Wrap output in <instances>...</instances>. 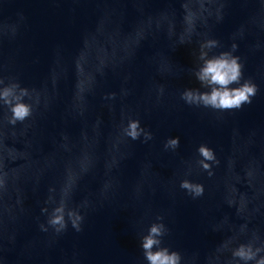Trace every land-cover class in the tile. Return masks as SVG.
<instances>
[{
  "label": "water",
  "instance_id": "obj_1",
  "mask_svg": "<svg viewBox=\"0 0 264 264\" xmlns=\"http://www.w3.org/2000/svg\"><path fill=\"white\" fill-rule=\"evenodd\" d=\"M206 39L219 42L209 56L237 45L241 82L258 89L250 104L181 99L213 87L198 79ZM0 77L38 101L15 125L0 106V264H147L140 238L152 223L181 264H243L239 244L264 248V0H0ZM129 118L152 139L125 137ZM172 137L179 146L165 149ZM200 144L219 161L212 176ZM65 186L81 230L42 231L41 209Z\"/></svg>",
  "mask_w": 264,
  "mask_h": 264
},
{
  "label": "clouds",
  "instance_id": "obj_2",
  "mask_svg": "<svg viewBox=\"0 0 264 264\" xmlns=\"http://www.w3.org/2000/svg\"><path fill=\"white\" fill-rule=\"evenodd\" d=\"M185 9V22L190 26L193 24L195 13L192 12L187 4L182 5ZM23 17H21L22 19ZM219 18V17H218ZM12 35H15V27L12 28ZM219 42L215 39H206L200 43L199 58L203 61V65L199 70L198 79L202 84L211 87L210 92H198L196 90L185 89L180 95L181 99L189 105L203 106L214 110L225 111L240 109L244 104H250L252 97L257 93V86L250 79L242 81V67L240 58L233 55L237 45H231V51H222L218 54L209 56V52L218 47ZM207 49L208 51H203ZM237 85L232 87L231 85ZM114 93H110L108 98L114 97ZM33 101L32 103L26 102ZM34 100L33 91L26 87H22L20 83L12 77H0V106H3L10 113L6 117L9 124L15 125L17 122H23L33 114ZM123 135L135 141L143 136L144 142L152 139L151 132L142 128L140 121L129 118L127 124L121 129ZM179 146V137L166 139L164 143L165 149L175 150ZM200 157L197 163L199 167L207 172L209 176L213 175L212 166L218 164L214 151L205 144H200L197 148ZM3 181H0V186ZM180 188L184 189L192 198L203 195L204 188L202 184L194 183L188 179L180 182ZM53 191V189H49ZM68 186L62 189V195L59 201L49 196L46 203H52L55 206L49 211L48 208H42L41 211L47 214L46 225L40 224L42 231L51 228L56 234L64 232L68 225L79 232L83 216L77 208L69 207ZM161 217H157L160 220ZM167 228L163 223H152L146 235L140 238V247L143 257L147 264H181V254L177 251L170 250L168 247L162 246V237L167 234ZM264 251V248H253L251 243L239 244L233 251L232 257L248 264L249 261L255 260V264H264V256L257 259V255Z\"/></svg>",
  "mask_w": 264,
  "mask_h": 264
}]
</instances>
